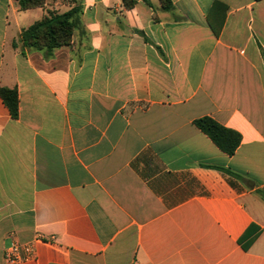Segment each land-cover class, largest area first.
I'll list each match as a JSON object with an SVG mask.
<instances>
[{"label": "crops", "instance_id": "0c3cea01", "mask_svg": "<svg viewBox=\"0 0 264 264\" xmlns=\"http://www.w3.org/2000/svg\"><path fill=\"white\" fill-rule=\"evenodd\" d=\"M130 1L0 0V264L14 242L18 264H264V0ZM75 5L71 46H13Z\"/></svg>", "mask_w": 264, "mask_h": 264}, {"label": "trees", "instance_id": "16d2710c", "mask_svg": "<svg viewBox=\"0 0 264 264\" xmlns=\"http://www.w3.org/2000/svg\"><path fill=\"white\" fill-rule=\"evenodd\" d=\"M135 0L126 3L128 7L132 6ZM21 10H28L36 7H43L46 0H17ZM161 8L169 11L172 8L171 0H160ZM216 5H221L216 3ZM223 8L224 5H221ZM81 6L75 5L64 13L48 11L46 16L34 22L29 27L22 30L19 37L14 40L13 46L21 48L22 52L41 51L46 59L52 57L54 50L62 46H71L75 31L80 26ZM210 27L215 34L219 36L222 25H214L210 20ZM264 60V54H263ZM0 97L4 105L9 110L13 119L18 118L19 98L16 88H6L0 86ZM195 126L206 134L212 142L225 154L232 156L240 146L242 137L240 133L230 128L224 127L211 117H202L194 121ZM232 177L244 180L240 175L229 170L222 169ZM264 199V194H261ZM249 231L241 238L245 249H248L255 237L248 238ZM247 242L243 244V241Z\"/></svg>", "mask_w": 264, "mask_h": 264}, {"label": "built area", "instance_id": "2783aa9c", "mask_svg": "<svg viewBox=\"0 0 264 264\" xmlns=\"http://www.w3.org/2000/svg\"><path fill=\"white\" fill-rule=\"evenodd\" d=\"M35 249L33 244L14 242L4 251V258L8 264H18L33 257Z\"/></svg>", "mask_w": 264, "mask_h": 264}]
</instances>
